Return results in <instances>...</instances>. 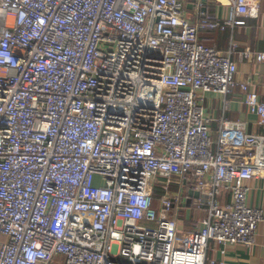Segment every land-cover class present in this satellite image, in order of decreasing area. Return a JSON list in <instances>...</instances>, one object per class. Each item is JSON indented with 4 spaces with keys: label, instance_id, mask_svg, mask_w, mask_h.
I'll return each mask as SVG.
<instances>
[{
    "label": "built area",
    "instance_id": "2783aa9c",
    "mask_svg": "<svg viewBox=\"0 0 264 264\" xmlns=\"http://www.w3.org/2000/svg\"><path fill=\"white\" fill-rule=\"evenodd\" d=\"M228 1L219 21L201 0H0V264H207L211 243L256 245L264 135L223 116L214 136L204 105L240 87L264 125L234 49L200 41L258 13ZM193 203L204 244L185 249Z\"/></svg>",
    "mask_w": 264,
    "mask_h": 264
},
{
    "label": "crops",
    "instance_id": "0c3cea01",
    "mask_svg": "<svg viewBox=\"0 0 264 264\" xmlns=\"http://www.w3.org/2000/svg\"><path fill=\"white\" fill-rule=\"evenodd\" d=\"M257 15L245 18V26H238L234 30L225 32H205L200 41L205 46L227 53L234 49L233 60L237 63L239 84L249 83L250 90L264 99V63L256 61L257 54L264 53V0H258ZM188 6V18L195 19V12ZM206 15L219 21L232 17V10L228 0H208ZM207 114L213 120L211 129L215 136L218 121L224 116L230 122H245L248 133L264 135V125L259 123L258 117L251 115L245 104V94L237 87L228 96V107L224 108L222 96L207 94L204 96ZM250 188L249 202L253 207L264 211V180L253 179L248 183ZM191 198L193 196H190ZM193 200L199 198L193 197ZM223 202H229L227 197ZM196 204L187 205L179 218L178 244L181 248L191 249L203 246L201 236L206 232V212L196 210ZM216 261L217 264H264V221L259 227L256 245L248 248L244 245L219 246L211 243L207 253V264Z\"/></svg>",
    "mask_w": 264,
    "mask_h": 264
},
{
    "label": "water",
    "instance_id": "95a60500",
    "mask_svg": "<svg viewBox=\"0 0 264 264\" xmlns=\"http://www.w3.org/2000/svg\"><path fill=\"white\" fill-rule=\"evenodd\" d=\"M201 2H202V5H203L202 11H203V13H206L205 6L207 5L208 0H201ZM190 196H193V197H196V198H199L200 197V195L197 192H193V191H190Z\"/></svg>",
    "mask_w": 264,
    "mask_h": 264
},
{
    "label": "rangeland",
    "instance_id": "374dc122",
    "mask_svg": "<svg viewBox=\"0 0 264 264\" xmlns=\"http://www.w3.org/2000/svg\"><path fill=\"white\" fill-rule=\"evenodd\" d=\"M202 201H203L204 204L206 203V199L205 198H203Z\"/></svg>",
    "mask_w": 264,
    "mask_h": 264
},
{
    "label": "trees",
    "instance_id": "16d2710c",
    "mask_svg": "<svg viewBox=\"0 0 264 264\" xmlns=\"http://www.w3.org/2000/svg\"><path fill=\"white\" fill-rule=\"evenodd\" d=\"M159 192H160V191H159V190H157V194H159Z\"/></svg>",
    "mask_w": 264,
    "mask_h": 264
}]
</instances>
